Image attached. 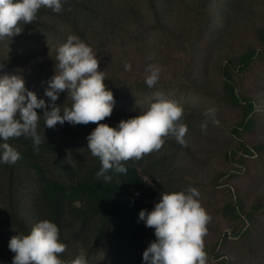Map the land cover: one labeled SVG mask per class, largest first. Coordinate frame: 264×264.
<instances>
[{
    "label": "rangeland",
    "instance_id": "rangeland-1",
    "mask_svg": "<svg viewBox=\"0 0 264 264\" xmlns=\"http://www.w3.org/2000/svg\"><path fill=\"white\" fill-rule=\"evenodd\" d=\"M111 1L116 4L107 9L109 17L127 20L119 22L112 41L104 44L90 35L88 45L97 55L98 70L104 71L105 83H109L108 87L113 92V110L116 112L114 116H107L96 123L114 126L122 118L138 115L140 112H121L131 109V91H140L145 96L146 101L141 105L146 106L145 109L156 98L155 93L178 100L189 117L184 122L187 126L186 144L182 146L169 135L164 138L160 149L144 154L140 159H130L153 188H159L155 192H148V210L152 209L160 192L194 186L200 192L201 205L211 217L203 236L206 264H264V209L255 213L253 219L244 214L253 204L264 202V153H256L254 157L243 159L240 154L236 164L243 166L246 163L245 167H240L239 173L216 180L222 173L230 172L233 165L224 156L232 148L239 147L240 143L250 146L264 144V60L256 62L245 74H236L240 92L255 99L262 115L260 129L246 133L240 139L230 132V126L240 117V110L223 102L221 74V68L228 59L239 57L249 50H264L259 39L264 32V0L260 3L256 0H211L213 2L209 9L207 0H157L163 13L162 18L154 21L141 17L145 31L148 32L146 35L143 33L145 40L139 42L129 37L142 29L138 24V11L129 15L117 11L131 10L133 4L140 5L141 0ZM80 2L87 4L88 0ZM206 10H210L209 14ZM86 12L90 13L89 10ZM100 18L105 19V9H101ZM41 19L46 21V25L54 26L32 28L29 23L20 22V33L0 38V66L3 65L0 67V74L23 76L26 87L35 91L38 97L44 96L47 80L54 74L55 61L48 59L56 57L57 47L68 34L69 23L68 20L51 14L42 16ZM106 52H109L108 56ZM126 62L131 63V70H125ZM191 62L195 64L193 67L189 66ZM148 64L160 67L159 79L149 89L144 82ZM187 71L189 77L185 75ZM192 87H200L204 91L196 98L198 102L213 99L215 104L208 108L199 107L194 99L195 91H190ZM44 99L47 101L50 98ZM71 103L66 90L60 93L56 101L58 107H70ZM209 108L215 110L214 119L218 123H213V118L206 115V109ZM43 122L41 114L38 123ZM202 124L205 127L202 128ZM77 125L85 132H91L96 126L93 122ZM77 154L84 158L76 160ZM94 158L87 149V140L77 143L68 151L64 161L72 163L73 170L63 172L59 169L56 172L61 173L64 180H71L70 182L82 179L87 175ZM8 181L7 175L0 171V207L6 205L1 201L6 199ZM17 184V210L21 217H28L32 227L42 220L40 212L34 206L37 187L27 180ZM239 199L243 216L236 218L233 214L227 215L224 212L227 203ZM10 219L8 213H0V223ZM68 219L66 222H72L73 217L69 216ZM97 225L98 222H92L85 232L72 237L71 258L79 249L87 252L97 243V247L90 251L87 264H112L120 245L111 236V232L98 238L94 234ZM77 229L75 219L72 226L65 230V235L73 236ZM247 229L249 234L245 233ZM234 231L241 234L235 236ZM16 234L14 228L0 225V248L9 249L8 241ZM148 235L149 244L155 239L150 226Z\"/></svg>",
    "mask_w": 264,
    "mask_h": 264
},
{
    "label": "clouds",
    "instance_id": "clouds-1",
    "mask_svg": "<svg viewBox=\"0 0 264 264\" xmlns=\"http://www.w3.org/2000/svg\"><path fill=\"white\" fill-rule=\"evenodd\" d=\"M41 7L59 12L62 0H0V38L20 33V22L30 23ZM98 63L91 46L78 35L69 33L57 47L54 74L47 80L43 97L26 87L23 76L0 74V163L12 164L21 157L8 142L10 138L30 137L33 150H39L42 138L37 126L41 114L44 127L49 128L66 121L96 124L86 137L87 149L98 157L101 167L96 175L104 180L111 178L106 175L109 169L126 173L123 161L140 159L160 149L169 135L182 146L186 144L187 126L181 119L183 109L161 93H155L153 102L138 115L122 118L114 126L96 123L110 116L115 104ZM131 67L130 62L124 64L125 70ZM159 74L158 65L148 64L144 82L152 87ZM65 90L72 103L61 110L56 101ZM44 97L50 99L46 101ZM37 109L43 111L37 112ZM214 111L206 109V115L218 123ZM199 197L198 188L189 185L178 191L160 192L151 210H139L138 219L153 229L155 237L142 253L143 264H206L203 236L211 217ZM7 247L14 253L11 264H87L84 249L68 260L58 255L66 245L59 239L57 223L49 219L39 220L26 234L11 236Z\"/></svg>",
    "mask_w": 264,
    "mask_h": 264
},
{
    "label": "trees",
    "instance_id": "trees-1",
    "mask_svg": "<svg viewBox=\"0 0 264 264\" xmlns=\"http://www.w3.org/2000/svg\"><path fill=\"white\" fill-rule=\"evenodd\" d=\"M156 1L141 0L140 5L139 3L133 4L131 10L117 11L128 15L138 11L140 15L138 24L142 26V29H139L133 36H129L132 40L138 42L145 40L143 33L146 35L148 30L145 31L141 17L154 21L162 18L163 13ZM207 1L209 9L213 1ZM256 1L260 3L262 0ZM114 4L116 3L111 0H88L87 4L80 2V0H62V7L59 12L41 7L35 19L29 24L32 28L53 27L54 25H46V21L41 19L42 16L51 14L54 17L68 20V34L74 33L81 36L80 38L86 41L87 44L91 35L105 44L106 41H112L115 38L119 22L127 20V18L116 20L115 17H109L107 9ZM101 9H105V19L100 18ZM86 10H89L90 13H87ZM206 11L209 14L210 10ZM259 39H261L264 47V32L259 36ZM108 55L109 52H106V56ZM48 60L55 61V56L50 57ZM259 60H264V50L253 49L239 57L228 59L221 68L223 102L240 110L239 119L230 126L231 134L237 139L242 138L246 133L260 129L262 115L259 113L258 105L252 96L240 92L236 79V74L239 76L250 71L252 66ZM194 65L192 62L189 63L190 67ZM185 75L189 77V71L185 72ZM107 76L109 77V75ZM110 77L112 76L110 75ZM105 84L107 87L109 86V83ZM190 91H195L194 99L199 107L208 108L209 105L215 104L213 99H206L203 103L197 101L196 98L200 97V92H204L200 87H192ZM207 93L210 92L207 91ZM129 98L130 111L125 109L121 112H140L145 109L146 106L142 107L141 105L146 101V98L140 91H131ZM171 99L182 107L185 113H182L181 119L186 122L189 117H187L185 107L175 98L172 97ZM60 108L62 110L64 107ZM42 111V109H37V112ZM115 112L112 110L110 116H114ZM37 132L42 138L38 151L33 150L30 137L21 135L20 137L10 138L8 141L20 152L21 157L12 164L0 163V171L3 175L6 174L9 180L6 199L1 201L6 205L0 207V213L3 215L8 213L11 218L7 222L0 223V225L12 227L17 233L26 234L30 230L28 217H21L17 210L19 196L16 195L18 192L17 183L27 180L37 187L38 194L34 206L40 212L41 219L54 221L59 227V239L66 245L64 251L58 254L63 259H71L70 245L72 237L85 232L92 222H98L94 234L101 238L111 232V236L120 245L112 264H143L142 253L148 246L150 238L148 226H145L143 221L138 219V213L142 208L148 209V192H155L159 188H153V185L145 179V176L140 173L137 166L130 159L123 161L127 168L126 173L114 172L109 169L106 173L111 177L109 180H104L102 176L96 175L101 167L98 157L93 159L84 178L72 182H70L71 180H64L62 174H58L56 171L59 169L63 172L73 170L72 163L64 162L68 151L73 149L77 143L80 144L86 141V137L90 132H85L81 126L70 124L67 121L62 125L58 122L54 128L44 127V122L38 123ZM256 153H264V144L250 146L240 143L239 147L232 148L224 158L233 166L229 173H222L219 177H216V180L232 173H239L240 167H245L246 163L242 162L243 166L236 164L240 154H242L241 159H243L254 157ZM83 158L84 156L81 154L76 155V160ZM65 179L67 178L65 177ZM241 208L240 199L232 200L227 203L224 212L227 215L233 214L236 218L242 217ZM262 209H264V202H258L253 204L251 209L244 214L247 218L253 219L255 213ZM69 216L73 217V223L76 219L78 224V229L73 236L72 234L65 235V230L73 224L71 221L66 222L69 220ZM248 231L247 229L245 233L249 234ZM228 234L229 232L226 233V235ZM234 234L239 236L241 232L234 231ZM96 247L97 243L91 250L93 251ZM91 250L86 252L87 260ZM13 255L14 253L10 249L4 248L3 250L0 248V262L11 264Z\"/></svg>",
    "mask_w": 264,
    "mask_h": 264
}]
</instances>
